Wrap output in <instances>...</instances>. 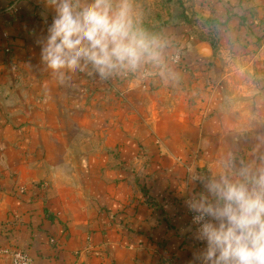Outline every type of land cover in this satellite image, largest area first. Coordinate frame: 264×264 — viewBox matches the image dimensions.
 <instances>
[{"label":"crops","instance_id":"crops-1","mask_svg":"<svg viewBox=\"0 0 264 264\" xmlns=\"http://www.w3.org/2000/svg\"><path fill=\"white\" fill-rule=\"evenodd\" d=\"M184 2L189 23L162 28L176 78L135 87L58 85L35 67L40 0H0V264H187L202 246L180 232L189 169L264 153V0ZM137 3L145 23L162 0Z\"/></svg>","mask_w":264,"mask_h":264},{"label":"clouds","instance_id":"clouds-1","mask_svg":"<svg viewBox=\"0 0 264 264\" xmlns=\"http://www.w3.org/2000/svg\"><path fill=\"white\" fill-rule=\"evenodd\" d=\"M40 2L46 27L32 32L40 50L35 67L58 85L78 75L135 87L153 77L165 84L176 78L169 38L145 26L137 0ZM203 167L189 169L180 192L192 213L180 232L202 245L193 249L187 264H264V153L239 164L229 153L208 175L197 171ZM14 264L31 261L18 253Z\"/></svg>","mask_w":264,"mask_h":264},{"label":"rangeland","instance_id":"rangeland-1","mask_svg":"<svg viewBox=\"0 0 264 264\" xmlns=\"http://www.w3.org/2000/svg\"><path fill=\"white\" fill-rule=\"evenodd\" d=\"M185 2L184 0H162V3L158 4V13H155L153 16V21L145 22L146 25L149 26L152 23V27H154V32L162 33V28L170 25H177L179 23H189L188 17L185 15ZM190 23L196 24V20H191ZM213 33L207 35L206 38L210 39L212 43H215ZM174 56H178L179 54H175ZM173 56V57H174ZM170 59L171 63H173L172 59ZM228 60H231V57H228ZM189 221L191 223L192 213L188 212ZM196 248H199L196 246Z\"/></svg>","mask_w":264,"mask_h":264},{"label":"built area","instance_id":"built-area-1","mask_svg":"<svg viewBox=\"0 0 264 264\" xmlns=\"http://www.w3.org/2000/svg\"><path fill=\"white\" fill-rule=\"evenodd\" d=\"M172 61L175 62V63L178 62V61H179V57H178V56H174L173 59H172ZM18 253L21 254V255H23V256H25V257H27L28 260L31 261V264H33V261H32V259H31V257H30L25 251H23V250H16V251H14V252L12 253V256H13V264H14V262H15V257H16V255H17Z\"/></svg>","mask_w":264,"mask_h":264}]
</instances>
